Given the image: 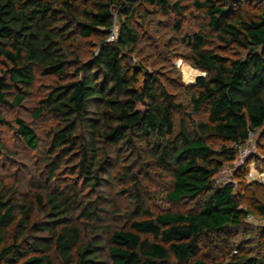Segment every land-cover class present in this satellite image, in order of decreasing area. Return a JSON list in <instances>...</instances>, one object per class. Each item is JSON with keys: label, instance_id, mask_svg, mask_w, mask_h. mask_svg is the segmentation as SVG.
<instances>
[{"label": "trees", "instance_id": "obj_1", "mask_svg": "<svg viewBox=\"0 0 264 264\" xmlns=\"http://www.w3.org/2000/svg\"><path fill=\"white\" fill-rule=\"evenodd\" d=\"M249 1L194 0L216 38L247 54L226 58L204 49L203 32L186 36L187 62L205 75L190 97L192 115L203 119L188 127L191 114L159 77L130 63L139 44L135 22L179 11L178 3L0 0V155L17 156L8 132L39 153L29 179L9 185L0 177V264H98L103 257L110 264H264V232L256 253L229 250L228 239L250 214L263 216L264 205L244 211L232 185L212 182L251 136L264 141V0L256 14L245 8ZM91 38L95 49L86 53L82 41ZM37 76L49 80L30 109L33 121L51 122L42 144L34 123L8 115L23 107ZM121 150L135 157L136 171L126 174L133 209L127 224L104 231V211L90 195ZM162 173L172 178L169 202L197 206L150 212L135 174ZM208 237L214 240L206 244Z\"/></svg>", "mask_w": 264, "mask_h": 264}, {"label": "rangeland", "instance_id": "obj_2", "mask_svg": "<svg viewBox=\"0 0 264 264\" xmlns=\"http://www.w3.org/2000/svg\"><path fill=\"white\" fill-rule=\"evenodd\" d=\"M172 3L179 4V11L171 9L167 14H156L146 20L135 22L139 44L132 54L130 63L136 68L141 67L159 77L167 91L175 96L178 103L182 104L185 112L191 114L189 122L184 120L189 127L192 120L203 119L202 114L192 115L190 97L195 89L192 87L195 78L204 73L194 69L187 62L190 45L185 41L186 36L203 32L206 35L204 49L226 58L243 59L247 53L235 45L221 43L207 28L208 20L205 12L197 10L194 0H172ZM245 8L251 14H256L261 9L257 0L246 2ZM178 19H181V24L180 29L176 31L174 25ZM113 32L116 34V29ZM95 45L96 40L93 38L82 41V49L86 53L94 51ZM48 83L49 80L37 79L23 107L8 110V115L20 116L27 122L34 123L38 129L41 144L45 142V134L51 122L45 119L33 121L30 109L44 93ZM180 119L182 120V116L176 115L177 123ZM5 138L8 146L17 153V156L0 155V177L5 179L9 185L23 178L29 179V176L37 170L39 153L29 151L17 141L11 132H8ZM219 146L220 141L213 140L210 143L212 149H218ZM240 149L246 150L247 154L242 156L238 151L235 161L223 165L219 173L212 178V182L215 186L232 185L239 206L245 211L253 209L256 205H264V181L261 180V175L264 173V141L256 134L251 136L250 140ZM119 155L121 158L118 162L113 158L110 159L108 169L105 171L106 179L98 189L99 193L90 195L93 200L99 201V207L104 211L101 214L102 223H99L104 231L118 229L127 224L131 217L129 213L133 209L130 201L133 190L126 174L135 170L133 168L135 157L123 150L119 152ZM241 172L243 176H239ZM135 175L142 181L140 190L150 212H184L197 206L196 202L190 200L172 203L166 199V193L172 186V178L169 174ZM263 232L264 215L250 214L244 220V226L235 230L231 238H228L231 240L229 250L249 247L252 253H256L258 251L257 239ZM102 235L104 238L107 237V233ZM205 240V243L209 244L214 239L208 237ZM208 248H203L202 251L212 255L214 251ZM98 264H110V261L103 257Z\"/></svg>", "mask_w": 264, "mask_h": 264}, {"label": "built area", "instance_id": "obj_3", "mask_svg": "<svg viewBox=\"0 0 264 264\" xmlns=\"http://www.w3.org/2000/svg\"><path fill=\"white\" fill-rule=\"evenodd\" d=\"M115 39V34H114V32L112 31V35L110 36V38H109V41H113ZM203 76H205L204 74H202V75H200V76H197L196 78H198V77H203ZM196 78H195V80H196ZM195 82V81H194ZM194 82H193V84H194ZM240 151V154L242 155V156H245L246 154H247V151L246 150H239ZM261 180L262 181H264V173L261 175Z\"/></svg>", "mask_w": 264, "mask_h": 264}]
</instances>
